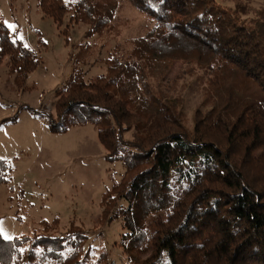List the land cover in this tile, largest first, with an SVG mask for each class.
<instances>
[{
	"label": "trees",
	"instance_id": "16d2710c",
	"mask_svg": "<svg viewBox=\"0 0 264 264\" xmlns=\"http://www.w3.org/2000/svg\"><path fill=\"white\" fill-rule=\"evenodd\" d=\"M128 2L154 27L131 41L129 52L110 55L104 75L85 81L73 69L47 117L49 132L91 124L105 161L123 162V180L103 200L113 194L114 203L129 204L120 247L130 264H264V7L247 0ZM38 7L58 27L67 16L69 25H86L90 38L110 25L118 1L39 0ZM179 61L186 69L176 81L197 70L207 80V108H197L190 124L182 99L162 90ZM2 64L22 91L39 60L0 23ZM8 171L0 159V185ZM108 215L105 209L102 219ZM57 224L42 223L31 237L0 234V264H111L105 251L92 258L82 233L53 235Z\"/></svg>",
	"mask_w": 264,
	"mask_h": 264
},
{
	"label": "rangeland",
	"instance_id": "374dc122",
	"mask_svg": "<svg viewBox=\"0 0 264 264\" xmlns=\"http://www.w3.org/2000/svg\"><path fill=\"white\" fill-rule=\"evenodd\" d=\"M117 1L110 25L88 38L89 28L84 24L69 25V16L59 27L45 17L38 7L39 0H0V23L6 27L5 22L15 25L14 31L7 27L11 38L33 49L39 60L22 91L17 89L6 65H0V115L3 119L16 116L14 123L0 126V159L9 168L6 182L0 185V234L5 240L40 235L42 223L56 219L58 224L51 233L57 237L82 233L86 237L85 249L94 260L105 251L111 264H130L120 247L129 204L123 199L114 203L113 194L103 200L123 180V162L105 161L106 152L93 125L51 134L47 124L57 93L73 69H80L85 81L104 75L110 55L129 52L131 41L143 38L154 27V19L128 0ZM247 1L255 8L264 7V0ZM183 69L184 63L176 62L162 90L182 99L190 124L197 108H207L202 105L207 80L204 72L197 70L176 81ZM20 105L35 112L19 110ZM124 138L130 140V134ZM105 209L108 219H102ZM116 212L118 218H114Z\"/></svg>",
	"mask_w": 264,
	"mask_h": 264
},
{
	"label": "snow or ice",
	"instance_id": "6c2138e0",
	"mask_svg": "<svg viewBox=\"0 0 264 264\" xmlns=\"http://www.w3.org/2000/svg\"><path fill=\"white\" fill-rule=\"evenodd\" d=\"M7 24V27L9 29H12L13 31L15 30V25L11 24V23H8V22H5ZM25 47H27V45H25Z\"/></svg>",
	"mask_w": 264,
	"mask_h": 264
},
{
	"label": "crops",
	"instance_id": "0c3cea01",
	"mask_svg": "<svg viewBox=\"0 0 264 264\" xmlns=\"http://www.w3.org/2000/svg\"><path fill=\"white\" fill-rule=\"evenodd\" d=\"M34 73H35V72H34ZM34 73H33L32 75L29 76L28 80L34 75ZM28 80H27V81H28ZM3 118H4L3 115H0V120L3 119ZM1 126H2V125H1Z\"/></svg>",
	"mask_w": 264,
	"mask_h": 264
}]
</instances>
